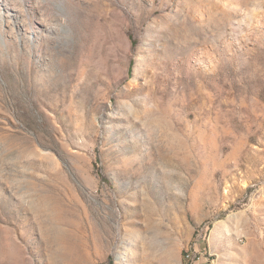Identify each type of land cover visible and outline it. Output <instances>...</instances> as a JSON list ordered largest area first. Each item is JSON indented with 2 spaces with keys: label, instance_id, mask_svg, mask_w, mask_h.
Returning a JSON list of instances; mask_svg holds the SVG:
<instances>
[{
  "label": "rangeland",
  "instance_id": "374dc122",
  "mask_svg": "<svg viewBox=\"0 0 264 264\" xmlns=\"http://www.w3.org/2000/svg\"><path fill=\"white\" fill-rule=\"evenodd\" d=\"M0 264H264V0H0Z\"/></svg>",
  "mask_w": 264,
  "mask_h": 264
},
{
  "label": "built area",
  "instance_id": "2783aa9c",
  "mask_svg": "<svg viewBox=\"0 0 264 264\" xmlns=\"http://www.w3.org/2000/svg\"><path fill=\"white\" fill-rule=\"evenodd\" d=\"M200 255L201 253L196 251V252H193L192 253V263H194L196 260H199L200 259Z\"/></svg>",
  "mask_w": 264,
  "mask_h": 264
},
{
  "label": "bare ground",
  "instance_id": "6f19581e",
  "mask_svg": "<svg viewBox=\"0 0 264 264\" xmlns=\"http://www.w3.org/2000/svg\"><path fill=\"white\" fill-rule=\"evenodd\" d=\"M125 254H126V250H122V252H121V254H120L118 260H120L121 257H123V255H125ZM186 257H187V259H192V256H190L189 254H186ZM121 260H122V259H121Z\"/></svg>",
  "mask_w": 264,
  "mask_h": 264
}]
</instances>
